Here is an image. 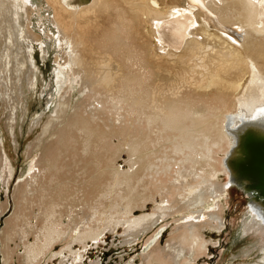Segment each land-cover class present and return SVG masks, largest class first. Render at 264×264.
I'll return each mask as SVG.
<instances>
[{
  "label": "bare ground",
  "instance_id": "obj_1",
  "mask_svg": "<svg viewBox=\"0 0 264 264\" xmlns=\"http://www.w3.org/2000/svg\"><path fill=\"white\" fill-rule=\"evenodd\" d=\"M36 48H59V105L2 229L4 264L21 243L24 264H39L70 236L66 250L77 261L74 243L97 242L112 224L137 232L179 211L192 221L148 249L141 264H192L206 255L204 231L226 225L221 195L230 189L218 173L233 168L232 184L241 181L236 162L264 171V141L255 133L235 163L224 157L250 126L264 124L260 0H0V74L9 82L11 71L24 82L37 76ZM75 79L84 92L69 114ZM123 151L127 169L117 164ZM0 161L9 180L10 165L4 155ZM258 181H241L252 235L264 234ZM158 197L156 213H133Z\"/></svg>",
  "mask_w": 264,
  "mask_h": 264
},
{
  "label": "rangeland",
  "instance_id": "obj_2",
  "mask_svg": "<svg viewBox=\"0 0 264 264\" xmlns=\"http://www.w3.org/2000/svg\"><path fill=\"white\" fill-rule=\"evenodd\" d=\"M260 4L264 5V0H260ZM32 51L37 62L36 69H39L36 72L37 76L31 75L30 80L24 82L22 79L14 78L11 71L10 75L13 80L9 82L6 75L0 74V160L4 155L12 173L8 180L9 176H5V170L3 171L5 164L0 165V264H4L1 232L6 220L14 211L16 190L19 188L18 185L28 176L33 159L35 160L38 157L36 154L40 150H36L34 146L40 136H44V127L59 105L58 90H60V81L55 61L56 54L60 52L59 48L44 54L38 48ZM82 84L81 79H75L71 90H69L71 96L69 114L82 102L84 92L81 89ZM47 137L45 136V138ZM114 141L118 143L117 138ZM240 154L241 150L237 144V148L233 150L230 147L224 157L231 165L240 158ZM220 156H223V154L220 153ZM235 157L236 160H233ZM127 158V152L123 151L117 164L127 169ZM236 165L241 170L243 167L248 168L245 165L241 168L237 162ZM226 169L227 174L218 173L217 181L223 183V185H228L227 188L230 189L228 194L226 192V194L221 195L226 225L214 229L207 228L204 231L209 239L208 253L200 257L199 260H194L192 264L262 263L264 234L258 229L253 230V235L247 233L249 228L245 226L251 213L249 207L251 197L247 193L248 191L243 188L242 179L240 183L237 180L229 184L235 170L230 167H226ZM248 169L252 172L260 171L257 168ZM251 182L254 184L259 181L258 179L255 181L251 179ZM261 187L260 185L259 188ZM157 204H160V197L156 201L148 202L147 207L144 209L135 208L133 213L136 215L142 214L144 211L154 213V207ZM213 208L214 205H211L206 210L210 211ZM34 210L36 213L38 212L37 207ZM114 214L120 215L119 212ZM68 218L69 214H66L64 217L65 223L68 222ZM32 221L34 222L35 219ZM188 221H192L188 218V214L179 211L165 215L148 226L149 229L137 232L121 224L119 226L112 224L107 227L105 234L97 242L91 240L87 241L85 245L74 243L75 250L81 251L77 261L69 255L70 251L66 250V246L74 242L75 236L66 237L56 242L54 248L46 253L39 264H62L63 257L66 259L64 264H141L145 262L144 253H147L148 249L156 244L164 246L177 228L188 223ZM34 239L35 237L32 235L28 242L34 241ZM19 246L10 264H24L22 257H19L24 252V245L21 243ZM62 250H65V255L60 253ZM58 253L60 254L55 256Z\"/></svg>",
  "mask_w": 264,
  "mask_h": 264
},
{
  "label": "water",
  "instance_id": "obj_3",
  "mask_svg": "<svg viewBox=\"0 0 264 264\" xmlns=\"http://www.w3.org/2000/svg\"><path fill=\"white\" fill-rule=\"evenodd\" d=\"M250 128L251 130L244 131V136L242 135L241 138L238 140V146L240 150H242L241 147L248 146L247 144L244 145V142L247 143L246 138L249 133H255L256 136L259 137L261 141H264V124L263 123H260L259 125L256 124L254 126H250ZM243 168L242 170L240 169L239 171H237L238 173L236 174L237 176L239 175L243 181L246 179H250V180L253 179L254 181L256 179H261L262 181H264V171H260L256 173V172H252L248 168L247 169L246 168L243 169Z\"/></svg>",
  "mask_w": 264,
  "mask_h": 264
}]
</instances>
